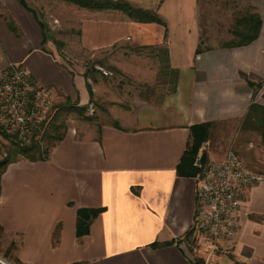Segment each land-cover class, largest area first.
Listing matches in <instances>:
<instances>
[{
	"label": "crops",
	"instance_id": "0c3cea01",
	"mask_svg": "<svg viewBox=\"0 0 264 264\" xmlns=\"http://www.w3.org/2000/svg\"><path fill=\"white\" fill-rule=\"evenodd\" d=\"M128 2L136 7L151 2L140 8L155 11L167 26L94 18L82 44L111 49L105 64L119 70L114 74L68 67L46 45L43 21L28 0V8L19 0H0V69L22 64L51 88L56 102L51 122L57 112L62 122L67 114L57 104L85 111L108 103L107 121L76 120L57 138L54 127L47 159L17 152L0 173V250L7 260L0 258V264H197L204 257L190 235L198 175L183 176L177 168L193 125L211 123L196 164L203 152L207 161L223 159L242 127L255 132L241 125L253 103L264 106V0L252 3V12L262 18L258 38L235 47L203 44L202 0ZM159 46L168 50L166 78L160 57L143 51ZM160 75L164 83L158 85ZM156 85L170 86L156 95ZM2 150L0 161L7 157ZM82 208L100 211L89 232L78 236ZM238 217L233 246L218 264H264V181L243 190Z\"/></svg>",
	"mask_w": 264,
	"mask_h": 264
},
{
	"label": "rangeland",
	"instance_id": "374dc122",
	"mask_svg": "<svg viewBox=\"0 0 264 264\" xmlns=\"http://www.w3.org/2000/svg\"><path fill=\"white\" fill-rule=\"evenodd\" d=\"M133 1L138 2L139 0ZM28 2L35 8L39 17L45 24L46 45L51 46L52 49L56 53H58L62 61L68 67L74 69L75 71L81 70L89 72L96 70L103 73H107V71H112L114 72V74L118 73L119 70H117L115 67L111 65L106 66L105 64V59L108 58V56L110 58L111 49L102 48L94 50L86 48L82 44V37L84 36V28L88 26L89 23H93L92 20L94 18H96L97 21L104 22L106 18L110 17L112 18L113 23L121 24L128 20V22L131 24L133 21H131V18H129L126 14H123L120 11L117 12L113 10H107V13L99 11L98 13L94 14L87 11L86 9H83L82 7H79L78 5L60 0H28ZM148 3L149 4H140L139 7L142 5V7L146 8L152 4L151 2ZM252 3L253 0H202L198 20L201 28L203 44L204 40L205 42L207 41L208 44L221 45L222 43L236 39V37L232 34V30L238 28L236 24L238 18L252 13ZM160 46L158 48H146L143 51L145 52L146 57L148 56L156 58L157 55L160 57V60L162 62V65L160 66L162 70H160V72L162 71L163 77L166 78L165 75L168 70L165 69V66L167 64L163 52L164 48ZM202 47L203 46H201V48ZM138 50L139 49L132 48V51L134 53H138ZM115 55L118 57L120 56L118 54ZM140 55L143 56L144 54ZM96 62L100 63L96 64ZM159 79L160 82L158 83V85L164 83V80L161 81L162 75H160ZM129 84L135 86V84L130 81ZM158 85H156L155 87L158 91L155 93L156 95L164 94V92H167L170 86L167 85L168 89L163 90V87ZM133 88V92H136V89H138L137 86ZM150 91H152V88H148V90L146 92H143V94L147 95ZM93 104H97L98 109L92 105L89 107L87 106V109L83 111L82 107L78 108L77 105H72L71 103H63L62 105L57 104L59 109L60 107H63V110L66 109L67 114L64 115L65 118L62 122L61 114L58 112L56 113L55 118L51 122L50 126L38 140L41 148L50 151L52 143L55 142L56 138L64 133L65 128L67 129L68 127H70L76 120L91 124L96 122H104V120L107 121L106 113L108 103L96 102ZM78 111H81L82 113H79ZM64 122L66 125L63 124ZM243 123L244 124H242L241 126H245L247 124L245 123V121ZM54 127L58 128V130H56L55 132L56 138L55 140L48 141V134H50L51 130H54ZM61 128H63L64 130ZM242 129L243 133L241 132L242 134L237 139L239 143L242 142V145L237 144V141H233L231 145L228 146L226 154L229 151L234 150L244 159V161L250 168L264 173V142L262 140L260 132L258 128L255 129V132L245 130V128L243 127ZM51 134H53V131L51 132ZM0 137V144L2 146V148L0 147V149H3V153L7 152L6 158H10V160L15 159L21 145L15 140V138L8 136L1 131ZM51 138H54V136H52ZM206 142L203 143L202 148L205 146L204 144ZM207 147L208 146H206V148ZM204 150L206 151V149ZM192 238L193 237L191 236V240ZM3 244L4 241L0 240V245ZM195 249L197 250V248ZM3 255V252L0 250V258L5 260L6 255L4 257ZM201 261L202 260L200 259L197 264H201Z\"/></svg>",
	"mask_w": 264,
	"mask_h": 264
},
{
	"label": "built area",
	"instance_id": "2783aa9c",
	"mask_svg": "<svg viewBox=\"0 0 264 264\" xmlns=\"http://www.w3.org/2000/svg\"><path fill=\"white\" fill-rule=\"evenodd\" d=\"M56 107L50 87L39 83L22 64L0 69V131L22 146L38 141ZM197 203L192 241L203 249L201 264H218L239 230L243 190L264 181V173L250 168L234 150L221 160L198 164Z\"/></svg>",
	"mask_w": 264,
	"mask_h": 264
},
{
	"label": "trees",
	"instance_id": "16d2710c",
	"mask_svg": "<svg viewBox=\"0 0 264 264\" xmlns=\"http://www.w3.org/2000/svg\"><path fill=\"white\" fill-rule=\"evenodd\" d=\"M25 7L28 8L26 0H19ZM68 3L78 5L79 7L103 11V10H114L120 11L128 15L133 21L140 23H157L167 26L166 22L160 17L155 11L146 10L140 7H136L126 0H61ZM237 29L232 30V34L236 39L225 42L223 45L229 47L243 46L253 42L258 38L262 26V18L258 13L252 12L248 15L242 16L236 21ZM42 29L44 35V41H46V27L42 22ZM201 48L198 49V52ZM165 55L168 56V50H164ZM168 62V58H166ZM166 67L170 69V65L167 64ZM176 72V70H171ZM260 84H258L259 86ZM84 109V108H83ZM82 109V110H83ZM245 123L250 124L254 129L258 128L262 140L264 142V106L253 103L250 110L245 118ZM211 123H201L196 124L191 127L192 141L188 145L187 150L184 152L182 159L178 165V174L183 176H196L202 171V168L196 164L197 157L202 149V145L206 142L210 135ZM18 153L23 157L30 160H45L49 156V151L42 149L38 141L33 142L28 147H21ZM10 158H5L0 161V170L2 173L7 164L10 162ZM207 162L206 153L203 152L201 157V163ZM100 210L98 209H86L82 208L78 213V223H77V234L82 236L89 232V225L92 217L96 216ZM1 230V228H0ZM192 235V232L190 233ZM155 247L160 246V244H155Z\"/></svg>",
	"mask_w": 264,
	"mask_h": 264
},
{
	"label": "water",
	"instance_id": "95a60500",
	"mask_svg": "<svg viewBox=\"0 0 264 264\" xmlns=\"http://www.w3.org/2000/svg\"><path fill=\"white\" fill-rule=\"evenodd\" d=\"M3 260V259H2Z\"/></svg>",
	"mask_w": 264,
	"mask_h": 264
}]
</instances>
